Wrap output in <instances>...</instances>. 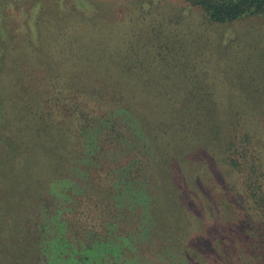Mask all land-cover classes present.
<instances>
[{"label": "rangeland", "instance_id": "obj_1", "mask_svg": "<svg viewBox=\"0 0 264 264\" xmlns=\"http://www.w3.org/2000/svg\"><path fill=\"white\" fill-rule=\"evenodd\" d=\"M202 18V12L185 0H0V121L6 118L11 121L10 101L20 108L22 103L15 97L27 94L35 86L26 85L31 71L49 70L66 84L85 62L95 68L92 78L99 80L100 75L113 74L123 80L121 85L114 81L117 88L127 84L121 88L127 90L131 108L123 105L104 109L108 110L109 119H118L126 125L140 144L155 146L159 152L160 148H169L164 140L167 135L159 138L161 131L168 129L172 133L170 128L175 126L170 111L182 110L187 101L188 106L197 105L199 95L209 92L216 95L217 101H204L211 108L257 107L259 104L247 96L264 92V14L227 24H207ZM20 32L16 37L12 35ZM23 37L31 47L19 46ZM17 44L20 48L11 50ZM12 67L16 77L3 81V73ZM61 87L49 90H54V94L73 91ZM13 90L17 91L15 95L10 93ZM113 94L110 93L111 98ZM37 95L32 103H36ZM142 113L149 120L147 127L137 121ZM26 120L29 121L24 116L22 121ZM173 120L176 124L177 119ZM16 121L12 135L17 138L22 132L19 125L23 123ZM176 152L172 155L177 157L176 165L168 173L173 178L172 184L165 181L152 194V201L158 195L167 200L160 205L161 213L153 215L156 206L151 204L149 191L144 187L126 190L119 201L130 211L128 216L118 219L107 231L109 238L95 244L90 252L85 250L86 245L80 247L75 240L70 239L69 245L60 242L53 224L55 219L46 214V211L54 214L60 228L65 223L62 213L70 203L66 195L74 185H78L76 191L87 188L89 177L77 169L65 178L43 180L50 205L34 221L36 234L43 238L42 245L46 248L36 264H187L177 243L179 233H185L179 230L182 226L187 228V245L199 246L202 242L200 253L207 251L216 230L213 225L218 222V217L210 216L205 206L207 190L215 192L227 183L226 169L219 167L208 176L209 160L197 162L194 155L186 157L187 151L180 145ZM65 156L63 152L56 154L53 162H63ZM8 166L15 174L21 173L22 165L15 161ZM10 182L16 190L17 180ZM4 189L0 186L4 204L0 202V213L15 217L14 206L8 201L13 192L6 196ZM183 189L194 198L188 202L190 209L184 207V198L180 200L177 196ZM9 208H13L11 212ZM63 254L67 257L62 259ZM3 255L2 249L0 258ZM4 262L0 259V264Z\"/></svg>", "mask_w": 264, "mask_h": 264}, {"label": "trees", "instance_id": "obj_2", "mask_svg": "<svg viewBox=\"0 0 264 264\" xmlns=\"http://www.w3.org/2000/svg\"><path fill=\"white\" fill-rule=\"evenodd\" d=\"M185 1L202 12V19L207 24L233 23L264 14V0ZM21 33L12 35L16 37ZM22 44L31 47L23 37L20 45L11 50L19 49ZM39 65L38 69L41 67ZM13 71V67L8 68L1 79L6 81L16 77ZM78 71H74L71 81L66 84L49 70L31 71L30 81L26 85L34 83L35 86L27 94L15 97L22 103L20 108L10 101L8 109L12 120L6 118V121H0V186L5 187L6 196L12 190V197L8 201L15 211V217L0 213V221H3V225H0V247L4 254L0 259L5 260V264H36L43 258L46 251L42 245L43 238L34 229L38 213L50 205L42 181L60 176L65 178L69 172L77 169L89 177V186L84 185L87 188L76 191L78 185H74L66 195L70 203L62 213L65 223L59 228L54 214L46 211L49 217L57 221L53 220V224L60 242L69 245L70 239L75 240L80 242V247L86 245L88 252L94 250L95 244L105 242L109 238L108 229L130 212L119 201L130 188L144 187L149 191L151 204L156 206L152 209L153 215H159L160 205L167 203V200L158 195L154 196V203L152 194L157 186L163 187L161 183L167 181L172 184L173 178L168 173H172V165H176L177 157L172 158V155L177 153V145H180L187 151V154L184 152L186 157L194 155L197 162L198 159L209 160L206 175L210 176L223 167L229 179L220 190H207L209 194L205 206L210 216L218 217L207 251L200 253L202 242L199 246L193 245L195 247L187 245V228H179L185 230L184 234L179 233L177 240L184 252L185 263L264 264V108L261 106L264 105V92L247 96L252 98L254 104H259L247 109L206 106L204 101L218 99L209 92L199 95L197 105L188 106L187 101V106L182 110H171L170 120L175 125L170 128L172 133L165 129L159 135L160 139L167 135L164 140L169 148H160L159 152L155 146L156 150L146 143L140 144L118 119L110 118L113 125L108 124L110 119L105 107L124 105L131 108L127 90L121 88L123 85L116 87L123 80L113 74L94 79L95 68L86 62ZM79 76H82V80ZM60 85L73 91L66 93L61 90L54 94V90H49ZM10 93L15 95L17 91ZM110 93H114V98L110 97ZM35 95L36 103H32ZM91 103L97 106H91ZM24 116L28 122L22 121ZM173 118L177 119L176 124ZM16 120L23 123L19 125L22 132L17 138L12 135L18 123ZM137 121L145 123V127L149 124L145 114H140ZM61 152L66 153L63 162H53L54 156ZM13 161L22 165L20 174L9 169L8 165ZM13 179L17 180L16 190L11 188L10 181ZM177 196L180 200L184 198V207L190 209L188 202L194 198L184 189L179 190ZM0 202L4 205L2 198ZM12 209L9 208V212ZM180 217L181 223L183 215ZM61 257L66 258L67 255Z\"/></svg>", "mask_w": 264, "mask_h": 264}]
</instances>
